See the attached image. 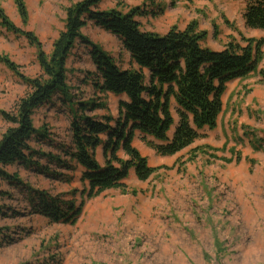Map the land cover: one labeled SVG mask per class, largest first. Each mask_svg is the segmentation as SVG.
<instances>
[{
    "label": "rangeland",
    "instance_id": "374dc122",
    "mask_svg": "<svg viewBox=\"0 0 264 264\" xmlns=\"http://www.w3.org/2000/svg\"><path fill=\"white\" fill-rule=\"evenodd\" d=\"M80 1L25 0L28 20L24 24L14 0H0V7L20 32L0 29V54L8 56L21 75L39 77L38 50L24 34H35L50 55L65 29L67 9ZM247 1L102 0L99 6L101 11L123 13L140 8L143 15L137 20L141 29L160 35L197 22L198 29L207 33L203 44L223 49L235 42L244 46L243 37L264 39V31L245 25ZM97 31L89 24L85 32L93 39L82 33L107 49L119 45L114 36H100ZM81 45H75L67 63L74 102L95 100L106 108L92 115L116 116V98L111 100L92 88L89 77L94 68ZM112 53L119 54L117 50ZM29 92L19 74L0 62V110L14 112ZM65 101L67 105L55 98L37 110L33 117L37 136L46 129L48 140L43 144L34 139L30 145L35 151L71 161L62 150L72 147L69 114L79 107L71 97ZM222 101L217 128L206 129L203 138L172 157L158 156L135 138L134 145L149 165L161 168L146 182H140L131 171L124 183L138 192L136 196L113 189L89 199L83 196L88 186L81 181L79 166L57 169L38 155L32 158V165L5 167L22 184L0 178V264H264V46L258 73L228 84ZM9 127L0 117V139ZM206 146L218 151L208 150L209 155L200 154L190 162L192 149ZM235 153L241 155L240 160ZM119 155L124 158L122 152ZM97 159L105 164L102 146ZM38 193L83 202L78 222L56 224L39 214Z\"/></svg>",
    "mask_w": 264,
    "mask_h": 264
},
{
    "label": "trees",
    "instance_id": "16d2710c",
    "mask_svg": "<svg viewBox=\"0 0 264 264\" xmlns=\"http://www.w3.org/2000/svg\"><path fill=\"white\" fill-rule=\"evenodd\" d=\"M14 2L26 24L28 10L25 0ZM101 2L81 0L67 9L65 29L54 42L50 55L45 54L35 34H24L38 50L37 60L42 70L39 77L21 75L18 66L8 56L0 54V62L19 74L30 89L19 100L14 112L0 110V117L10 124L0 139L1 179L22 184L4 168L15 164L32 165V158L38 155L46 158L49 164H56L57 169L81 167L84 170L81 181L88 186L83 196L89 199L113 189L136 196L138 192L130 191L124 183L131 171L140 182H146L161 169L151 167L148 158L133 146L136 133H140L141 140L158 156L172 157L203 138L206 129L217 128L228 83L258 73L263 60L264 39L243 37L244 46L235 42L222 51H214L204 47L207 33L198 29L197 22L190 23L184 30L173 27L160 35L141 29L137 20V16L143 15L140 8H133L128 13L117 9L101 11L98 9ZM243 18L246 27L264 31V0H248ZM89 24L118 37L136 67L123 68L99 45L84 36L82 30ZM0 29L20 33L1 7ZM77 43L90 48L96 69L90 76L94 90L126 97V101L121 100L118 104L117 121L113 116L99 118L92 115L96 110L106 108L103 103H96L95 100L74 102L72 87L68 83L67 63ZM66 97H71L79 107L74 113L69 111L72 147L62 150L63 155L71 161L35 151L30 145L34 139L43 144L48 140L46 129L37 136L33 118L37 110L55 98L67 105ZM172 100L176 102L175 109ZM174 114L178 118L176 124ZM112 122H116V126H112ZM174 126L175 130L171 133ZM102 136H107V140L104 141ZM101 146L105 155L104 165L97 159V150ZM121 150L126 158L119 157ZM208 150L218 151L208 146L192 149L190 162L200 154L209 155ZM235 155L237 160L241 159V155ZM211 156L218 159L215 154ZM36 165L44 170L40 163ZM51 175L58 178L63 176L58 173ZM38 194L40 204L37 212L51 222L75 225L80 219L83 202L76 204L72 200L53 199L46 193ZM2 245L0 239V247Z\"/></svg>",
    "mask_w": 264,
    "mask_h": 264
},
{
    "label": "crops",
    "instance_id": "0c3cea01",
    "mask_svg": "<svg viewBox=\"0 0 264 264\" xmlns=\"http://www.w3.org/2000/svg\"><path fill=\"white\" fill-rule=\"evenodd\" d=\"M99 9H100V6H99ZM101 10V9H100ZM93 26L95 27V30L97 31V33L100 35V36H102V35H109V36H114V35H112V34H110V33H108V32H106L105 30H103L102 28H100V27H98V26H96V25H94L93 24ZM87 30V27H85L83 30H82V32L85 34V35H88L91 39H93L92 38V36L90 35V33H88V32H85ZM115 38H117V40L119 41V45L118 46H116V48L114 49V50H117L118 52H119V54H118V56H116V54L115 53H112L114 50H111V49H107V48H105L101 43H99V42H96V44L97 45H99L102 49H103V51H105L106 53H108L109 55H111L116 61H117V63L119 64V65H121V66H124V68L125 69H128V68H132L133 66L135 67V63L131 60V56H130V54L127 52V51H123V49H122V47H123V43H122V41L118 38V37H116V36H114ZM94 42V41H93ZM95 43V42H94ZM99 43V44H98ZM204 46H206L207 48H209V49H211V50H214V51H222V50H224L225 48H223V49H218V48H214V47H210V46H207V45H205V44H203ZM81 46H83L84 47V50H85V53L87 54V56L89 57V59H90V61H91V63H92V60H91V56H90V48L89 47H87V46H85V45H81ZM111 50V51H110ZM92 66H93V68H94V71L96 70L95 69V66L93 65V63H92ZM41 68V67H40ZM144 72L146 73V74H148V71L147 70H144ZM89 79H91V84H93V80H92V78H90L89 77ZM235 81H237V80H235ZM234 82V81H233ZM233 82H230V83H233ZM230 83H228V84H230ZM227 84V85H228ZM92 88H93V86H92ZM94 89V88H93ZM95 91V90H94ZM96 92V91H95ZM96 93H99V92H96ZM99 94H101L102 95V93H99ZM107 96H111L110 98H111V100H113V98H116V100H117V109H118V104H119V102L121 101V100H123V101H126L127 99H126V97H115L114 95H112V94H108ZM172 107L175 109L176 107H177V105H176V102H175V100H172ZM96 111H98V110H96ZM69 116H70V114H69ZM104 116H111L110 114H106V113H104V114H101L100 116H99V118H101V117H104ZM113 116V115H112ZM175 116H177V115H175L174 114V118H175V124L177 123V121H178V118L177 117H175ZM114 117V119L117 121V119H118V113H117V115L115 116H113ZM111 125L112 126H116V122H112L111 123ZM176 126V125H175ZM175 126L172 128V130H171V133H173L174 132V130H175ZM68 129H70V124L68 123ZM69 131V130H68ZM70 133V132H69ZM102 138H103V140L104 141H106L107 140V136H102ZM135 138H139L140 140H141V135H140V133H136V136H135ZM70 139H71V143H72V135L70 136ZM134 141H135V139H134ZM134 141H133V146L134 147H137V145L135 144L134 145ZM63 148V147H62ZM102 149H103V146H102ZM120 152H122L123 153V156H124V158H126V156H125V154H124V152L121 150ZM120 152L118 153V155L120 154ZM103 153H104V149H103ZM120 156V155H119ZM80 169H81V173L83 174V172H84V170L80 167ZM82 176V175H81Z\"/></svg>",
    "mask_w": 264,
    "mask_h": 264
}]
</instances>
